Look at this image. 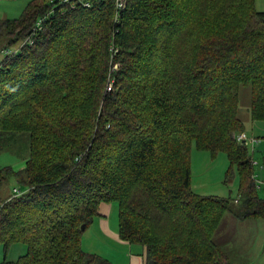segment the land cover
<instances>
[{"label": "trees", "instance_id": "obj_1", "mask_svg": "<svg viewBox=\"0 0 264 264\" xmlns=\"http://www.w3.org/2000/svg\"><path fill=\"white\" fill-rule=\"evenodd\" d=\"M87 1L70 8L31 0L19 18L0 19V144L2 132H24L31 147L23 171L0 167V185L12 176L25 185L0 204V243L5 251L25 245L20 264H113L84 251L81 236L101 203L117 202L119 236L145 248V264H221L228 254L213 234L223 214L264 219L251 158L236 138L244 133L239 84L251 85L252 117L264 121V11L239 0L244 30L256 36L213 30L190 43L198 49L176 77L165 35L194 9L180 0H125L116 13L113 0ZM48 8L52 17L38 29ZM156 29L165 31L160 42ZM57 39L63 51L52 58L45 46ZM111 61L118 67L107 91ZM192 142L226 152L237 166L236 207L191 191ZM152 206L160 212L155 230Z\"/></svg>", "mask_w": 264, "mask_h": 264}, {"label": "rangeland", "instance_id": "obj_2", "mask_svg": "<svg viewBox=\"0 0 264 264\" xmlns=\"http://www.w3.org/2000/svg\"><path fill=\"white\" fill-rule=\"evenodd\" d=\"M30 1L0 0V19L19 18ZM179 3L187 4L189 11L194 9V13L193 17L188 18L180 29L171 30L165 35V40L174 48L176 59L171 64V73L175 74L176 77L181 76L189 56L198 49V43L196 45L190 43L196 40L202 43L213 35V30L218 36L224 33H241L242 30L244 34L248 31L249 33L252 32L253 37L256 36L252 29L244 30L250 24L240 20L244 11L239 6V0H180ZM255 10L264 11V0H255ZM161 32V30L156 29L152 33L155 34L156 38H159ZM162 34H165V31ZM161 40L162 37L159 38V42ZM64 42V39H57L52 45L45 46L50 51L52 58L62 54ZM257 42L258 39H255L253 43ZM148 46L152 47L153 43L148 44ZM250 49L256 51L254 45ZM176 50L182 51L183 55L178 57ZM244 52L243 50L241 55ZM183 57L184 61H182ZM117 67L118 65L114 62L109 63L107 85L105 86L107 91L111 88L115 89V79L112 73ZM163 83L165 84L164 81ZM168 86L171 87L172 85ZM237 97L239 100L237 112L243 124L244 134L249 140L256 139L257 141L254 142L253 146L249 141L245 144L252 162V177L255 182L256 193L260 199H264V121L254 120L252 117L250 108L253 97L251 85L248 82L238 85ZM2 133L0 146L3 147L4 145V147L0 149V167L9 166L14 171H23L31 159L28 134L24 132L15 134L10 133V131ZM189 158L191 191L201 196L231 199V207H236L240 199L243 198H240L239 195L240 177L237 166L230 161L227 153L219 151L213 154L209 150L198 148L192 142ZM12 188L24 189L25 185L14 176L1 183L0 204L11 198ZM137 198L139 204L148 203L147 197L138 195ZM113 204L117 206L118 203L113 202ZM130 205H132L131 202ZM151 209L150 213L147 212L150 215L146 213L149 225L152 224V221L160 219V212L156 207L152 206ZM137 213L141 215L139 209ZM230 213L225 212L223 214L213 234V239L220 243L221 248L228 254V260H222L221 264H264V219L252 217L238 220L235 218L236 216H232ZM164 223L166 226L165 221ZM151 226L155 230V227ZM84 233L81 236V244L84 249L91 253L103 256L113 264H131L135 258L137 259L136 264L141 262L142 252H137L138 245L123 247L121 244H116V241L114 242L103 235L94 226H91ZM25 250L26 247L23 243H12L5 251L4 245L0 243V264H20L18 257L24 254Z\"/></svg>", "mask_w": 264, "mask_h": 264}, {"label": "crops", "instance_id": "obj_3", "mask_svg": "<svg viewBox=\"0 0 264 264\" xmlns=\"http://www.w3.org/2000/svg\"><path fill=\"white\" fill-rule=\"evenodd\" d=\"M233 216V215H232ZM236 218V217H235ZM239 220V219H238ZM91 226H94L99 232H101L106 237L110 238L112 241H116V244H121V246H128L130 247L131 243H128L124 240H122L119 236L118 232V207L113 204V202L110 203H101L98 209V215L93 219V222L88 226L85 231H87ZM84 231V232H85ZM85 234V233H84ZM216 242V240H215ZM217 243V242H216ZM221 246L220 243H217ZM138 245L139 248L137 249V252H142L141 255V262L139 261L138 264H145V248L142 245ZM82 246V244H81ZM84 246H82L83 248ZM84 251L90 252L83 248ZM137 259H133L131 261V264H136Z\"/></svg>", "mask_w": 264, "mask_h": 264}, {"label": "built area", "instance_id": "obj_4", "mask_svg": "<svg viewBox=\"0 0 264 264\" xmlns=\"http://www.w3.org/2000/svg\"><path fill=\"white\" fill-rule=\"evenodd\" d=\"M50 2H52L53 6L55 5V3H57V5L59 6H64V7H70V8H74L75 6H86L89 4V1L87 0H49ZM114 5H115V11L116 13L122 9L125 5V0H113ZM51 8V7H50ZM48 8V11L42 15L36 22V27L39 29L41 27V22L44 21L45 19L52 17V13L54 12L53 9ZM237 140L243 144H245V142L249 141L251 143V145H254V142H257L256 139H248L246 137V135L244 133H240L237 135ZM22 194V191L19 188H13L12 189V194L11 197L13 196H18Z\"/></svg>", "mask_w": 264, "mask_h": 264}]
</instances>
